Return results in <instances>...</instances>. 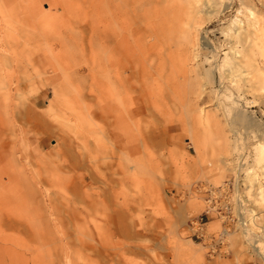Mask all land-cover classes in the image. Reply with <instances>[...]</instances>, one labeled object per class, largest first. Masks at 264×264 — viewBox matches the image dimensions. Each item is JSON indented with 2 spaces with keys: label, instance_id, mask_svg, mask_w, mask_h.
<instances>
[{
  "label": "rangeland",
  "instance_id": "obj_1",
  "mask_svg": "<svg viewBox=\"0 0 264 264\" xmlns=\"http://www.w3.org/2000/svg\"><path fill=\"white\" fill-rule=\"evenodd\" d=\"M263 27L264 0H0V264H264ZM237 174L248 228L209 260L183 228Z\"/></svg>",
  "mask_w": 264,
  "mask_h": 264
},
{
  "label": "built area",
  "instance_id": "obj_2",
  "mask_svg": "<svg viewBox=\"0 0 264 264\" xmlns=\"http://www.w3.org/2000/svg\"><path fill=\"white\" fill-rule=\"evenodd\" d=\"M237 165L236 163L235 169H237ZM238 174L223 182L222 187L216 189L208 188L205 191L204 210L195 217H188L185 222L183 232L186 234V238L206 249L205 255L209 260L216 257H224V255L228 254L227 251H223V246L230 232L238 231L244 225L246 229L248 228L249 222L246 220L247 218L243 219L241 217L243 207L242 205L240 206L237 200V196H240L242 194L241 190H243L241 189L242 185ZM244 203L245 208H251L250 204L246 203V200ZM233 210L235 213H233ZM212 215L220 222V229L216 233H208L206 229V225ZM263 233L264 230L259 229V232L253 233V235L254 237H264ZM255 255L257 254L255 253Z\"/></svg>",
  "mask_w": 264,
  "mask_h": 264
},
{
  "label": "bare ground",
  "instance_id": "obj_3",
  "mask_svg": "<svg viewBox=\"0 0 264 264\" xmlns=\"http://www.w3.org/2000/svg\"><path fill=\"white\" fill-rule=\"evenodd\" d=\"M112 1V0H111ZM124 2V1H123ZM109 3V2H108ZM115 3V2H114ZM95 4H96V2H95ZM199 4H200V2H199ZM96 6V5H95ZM118 8V7H117ZM202 9V8H201ZM203 10H205V9H203ZM205 12V11H204ZM249 13V12H248ZM109 19V18H108ZM250 20V19H249ZM253 20V19H252ZM255 20V19H254ZM119 21V20H118ZM137 21V20H136ZM233 21V20H232ZM257 24V23H256ZM119 25V24H118ZM135 26V25H134ZM110 27V26H109ZM260 26H258V28H259ZM258 28H257V30H258ZM264 28V27H263ZM132 29V28H131ZM112 30V29H111ZM125 30V29H124ZM130 30V29H129ZM136 30V29H135ZM257 30L255 31V32H257ZM259 31V30H258ZM136 32V31H135ZM260 33H263V31L261 32L260 31ZM125 34V33H124ZM258 34H259V32H258ZM255 35V34H254ZM260 35V34H259ZM114 36V35H113ZM255 37V36H254ZM261 37V36H260ZM259 37V38H260ZM198 38V37H197ZM256 39L255 40H257V38H258V36L257 37H255ZM118 39V38H117ZM133 39V38H132ZM262 39V38H261ZM110 40H111V38H110ZM109 40V41H110ZM198 40V39H197ZM258 43H259V41H257ZM106 44V43H105ZM193 44V43H192ZM197 45V44H196ZM262 45H264V43L262 44ZM111 47V46H110ZM151 47V46H150ZM197 48V47H196ZM194 50H196V49H194ZM258 50H260V49H258ZM197 51V50H196ZM106 52V51H105ZM194 52V51H193ZM197 53V52H196ZM264 54V53H263ZM249 56H250V54H249ZM121 57V56H120ZM125 57H127V56H125ZM122 58H123V56H122ZM142 58V57H141ZM249 58V57H248ZM120 60H121V58H120ZM125 60V59H124ZM207 60V59H206ZM246 61V60H245ZM126 62V61H125ZM209 62V61H208ZM122 63V62H121ZM210 63V62H209ZM208 63V64H209ZM216 65V64H215ZM244 65V64H243ZM245 65H248V64H245ZM217 67V66H216ZM215 67V68H216ZM210 69H211V67H210ZM119 70V69H118ZM248 70V69H247ZM246 70V72H248ZM123 71V70H122ZM250 73V72H249ZM247 75H249V74H247ZM222 76V75H221ZM263 133V132H262ZM130 151V150H129ZM132 151V150H131ZM249 156V154H247V155H244L243 157L244 158H247ZM259 195L261 196L262 195V188H260L259 189ZM258 195V196H259ZM243 207V206H242ZM241 217H243V214L241 213ZM244 218V217H243ZM246 222V221H245ZM249 222V221H248ZM242 228V227H241ZM264 234V233H263ZM260 239L259 240H261L262 242H264V239H263V237H259ZM254 242H256L257 243V241L255 240ZM252 248L254 247V244H252V245H250ZM256 247V246H255ZM253 248L254 249V251L256 250L257 252H259V248L257 247V248ZM259 254V253H258Z\"/></svg>",
  "mask_w": 264,
  "mask_h": 264
},
{
  "label": "crops",
  "instance_id": "obj_4",
  "mask_svg": "<svg viewBox=\"0 0 264 264\" xmlns=\"http://www.w3.org/2000/svg\"><path fill=\"white\" fill-rule=\"evenodd\" d=\"M152 69V68H151ZM153 70V69H152ZM154 71V70H153Z\"/></svg>",
  "mask_w": 264,
  "mask_h": 264
}]
</instances>
